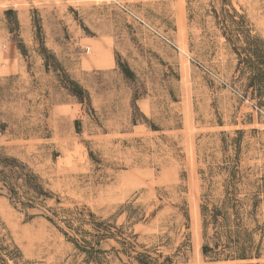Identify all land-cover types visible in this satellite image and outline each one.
Listing matches in <instances>:
<instances>
[{"label":"rangeland","instance_id":"rangeland-1","mask_svg":"<svg viewBox=\"0 0 264 264\" xmlns=\"http://www.w3.org/2000/svg\"><path fill=\"white\" fill-rule=\"evenodd\" d=\"M232 9L264 41V0H0V160L48 195L21 207L0 183L6 264H96L81 237L101 264H226L201 250L223 198L258 241L264 89Z\"/></svg>","mask_w":264,"mask_h":264},{"label":"trees","instance_id":"trees-1","mask_svg":"<svg viewBox=\"0 0 264 264\" xmlns=\"http://www.w3.org/2000/svg\"><path fill=\"white\" fill-rule=\"evenodd\" d=\"M232 11V15L237 16L238 20L232 19L229 21V25L234 26V29L240 34L239 38L245 42L244 50L248 52L250 57L248 68L251 75L246 86L264 89V41L257 37L251 38L248 34H245L246 30L243 29L244 16L238 14L235 9H232ZM26 168L27 166L24 163L18 162L14 158L0 160V183L6 189L9 200L27 208L32 207L36 199L43 197L44 200L48 195L37 183L38 177ZM232 174L234 175L235 172ZM262 186L264 189V185ZM18 190H22L21 195L18 194ZM258 202L256 200L251 204V212H254ZM242 208L243 202L225 198L219 200L217 206H212L211 208L207 206L201 207L204 238L209 241V243L202 245L201 250L204 255L210 257L211 261H222L226 262V264H258L251 263V261L259 259L264 253H262L264 230L259 233V238L256 242L254 240L255 231L246 232L240 230L238 224H235V228L230 227V216L240 219ZM102 224L103 222L94 224L93 229L96 231L102 230ZM208 226H212L215 229L210 236L205 233ZM102 237L107 238L106 235ZM79 240L82 244L79 245L76 240L74 241V246L79 251H84L90 261L101 264L100 259L90 256L92 253H100L101 250L94 249L91 241H87L82 237ZM94 243L95 245L100 244L98 239ZM86 246H89L88 250L85 249ZM137 263L151 264L148 261L141 260H138ZM0 264L6 263L0 258Z\"/></svg>","mask_w":264,"mask_h":264}]
</instances>
